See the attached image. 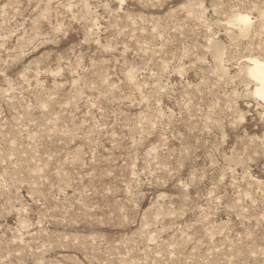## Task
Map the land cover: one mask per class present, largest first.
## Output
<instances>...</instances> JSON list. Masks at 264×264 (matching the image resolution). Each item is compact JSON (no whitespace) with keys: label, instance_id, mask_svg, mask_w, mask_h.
I'll return each mask as SVG.
<instances>
[{"label":"rangeland","instance_id":"obj_1","mask_svg":"<svg viewBox=\"0 0 264 264\" xmlns=\"http://www.w3.org/2000/svg\"><path fill=\"white\" fill-rule=\"evenodd\" d=\"M250 57L264 0H0V264H264Z\"/></svg>","mask_w":264,"mask_h":264},{"label":"bare ground","instance_id":"obj_2","mask_svg":"<svg viewBox=\"0 0 264 264\" xmlns=\"http://www.w3.org/2000/svg\"><path fill=\"white\" fill-rule=\"evenodd\" d=\"M236 21L238 22V24H243L245 26L250 20L248 21V17H246V16L238 15L236 17ZM233 23H235V22H233ZM257 57H250L249 59H247L250 61L249 62L250 64L247 66V68H248L247 70H248V73L251 76V78H253L255 81V83H254L255 87L253 90L254 95L257 96L258 98L264 100V60L259 59Z\"/></svg>","mask_w":264,"mask_h":264}]
</instances>
